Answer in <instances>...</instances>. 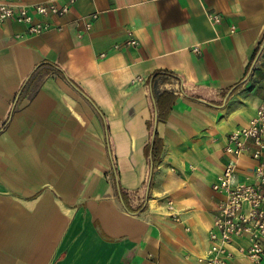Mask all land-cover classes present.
<instances>
[{"label": "crops", "instance_id": "1", "mask_svg": "<svg viewBox=\"0 0 264 264\" xmlns=\"http://www.w3.org/2000/svg\"><path fill=\"white\" fill-rule=\"evenodd\" d=\"M50 21L0 24V264H201L227 137L264 98V0H75Z\"/></svg>", "mask_w": 264, "mask_h": 264}, {"label": "built area", "instance_id": "2", "mask_svg": "<svg viewBox=\"0 0 264 264\" xmlns=\"http://www.w3.org/2000/svg\"><path fill=\"white\" fill-rule=\"evenodd\" d=\"M74 2L42 0L23 4L0 0V24L12 21L25 25L28 34L40 35L53 28L51 18L65 17ZM208 18L213 23L220 21L218 14H209ZM92 25V21L85 22V29ZM127 44L136 46L138 41L131 37ZM225 151L228 159L213 184V190L223 198L208 232L209 247L199 259L201 264H235L239 256L255 261L264 257V98L247 126L228 135ZM243 156H248L253 165L241 173L239 161ZM169 209L180 221L172 201Z\"/></svg>", "mask_w": 264, "mask_h": 264}, {"label": "trees", "instance_id": "3", "mask_svg": "<svg viewBox=\"0 0 264 264\" xmlns=\"http://www.w3.org/2000/svg\"><path fill=\"white\" fill-rule=\"evenodd\" d=\"M60 74L63 73L61 72ZM161 75L178 79V76L172 71L161 69L153 73V80ZM176 98L177 95H175L172 91H167V90H165L156 97L157 116L160 121L166 120ZM5 123L6 122H0V129L4 127ZM147 124L150 132H152V137L150 143L146 146V157L148 159V164L151 166V168L154 169V167L161 161V155L163 152L164 144H163V140L158 136L156 132H154L153 117L152 119L147 121ZM140 208L141 206L136 208V210ZM128 209L132 210L133 208L129 206ZM132 211H134V209Z\"/></svg>", "mask_w": 264, "mask_h": 264}]
</instances>
